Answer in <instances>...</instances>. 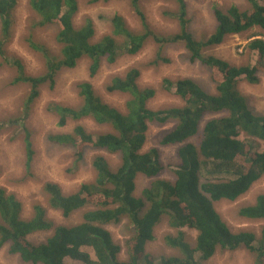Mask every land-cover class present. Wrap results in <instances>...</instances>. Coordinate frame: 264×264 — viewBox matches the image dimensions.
Returning a JSON list of instances; mask_svg holds the SVG:
<instances>
[{
  "label": "trees",
  "instance_id": "16d2710c",
  "mask_svg": "<svg viewBox=\"0 0 264 264\" xmlns=\"http://www.w3.org/2000/svg\"><path fill=\"white\" fill-rule=\"evenodd\" d=\"M112 1L127 3L137 19V27H131L115 14L109 21V31L93 42V21L84 17L80 26L74 23L79 13L78 0H28L32 18L26 27L29 31L26 43L40 54L43 62L41 72L31 75L20 59L6 51L13 37L17 0H0V59L15 69L13 84L28 88L22 113L10 123L24 132L27 171L34 153L31 132L24 125L30 109L42 87L53 89L58 73L75 68L83 59L88 60V73L93 78L102 63L112 64L119 56L135 55L149 41L157 45L155 61L151 63L154 66L158 62L169 63L162 54L166 46L179 45L188 62L199 63L208 70L214 93H206L190 79H163L162 88L177 95L183 105L154 112L147 108V103L155 96V90L138 87L140 71L133 67L105 85L107 93L129 96L123 113L103 102L89 82L76 86L80 99L77 107L50 103L47 110L58 117L60 128L68 121L90 119L97 125L108 126L110 132L93 136L77 125L72 133L50 136L48 141L71 148L76 165L82 164L83 153L91 150L117 155L118 168L111 171L105 158L97 155L91 164L93 183L81 184L70 195L62 194L57 185L46 183L43 189L47 207L33 205L28 219L22 218L21 201L0 188V250L29 264H66V258L79 264H201L217 250L233 252L244 248L253 256L254 264H264V195L257 196L254 205L238 211L245 219L263 223L258 233H232L213 206L214 202L237 200L264 175V151L254 152L256 141L264 145V116L252 113L237 89L239 81L255 85L260 81L259 75L264 76V0H244L246 5L230 4L225 9L213 6V26L202 39L191 32L186 0H158L175 9L173 13L170 9L163 12L176 24V32L169 34L154 32L141 8V3L147 0L87 3L92 6ZM44 27L55 29L57 53L31 41L32 30ZM246 32L251 36L244 48L253 53V63L235 66L206 54V50L223 44L227 38ZM206 114L216 117L199 127ZM168 122L175 125L162 135L159 144L177 147V161L170 165L173 181L158 178L165 166L157 148L142 152L148 124ZM193 138L196 143L190 142ZM137 175L152 182L136 197ZM48 209L59 211L64 219L82 211V220L70 227L55 226L47 218ZM163 216L168 217L170 226L176 230L175 236L164 238L165 244L177 255L157 260L145 251V246L154 239L153 229ZM123 221L130 234L123 244L127 258L120 261V247L113 242L106 226L120 225ZM184 228L197 232L193 246L186 242ZM49 231L51 235L41 244L33 245L27 240L31 234Z\"/></svg>",
  "mask_w": 264,
  "mask_h": 264
},
{
  "label": "rangeland",
  "instance_id": "374dc122",
  "mask_svg": "<svg viewBox=\"0 0 264 264\" xmlns=\"http://www.w3.org/2000/svg\"><path fill=\"white\" fill-rule=\"evenodd\" d=\"M78 1L80 4L79 13L75 17L74 23L76 26H80L83 18L89 17L95 25L93 42H97L109 31V21L115 14L123 17L131 27H137V19L125 2H99L91 6L88 5V0ZM186 2L188 17L191 19V32L197 39L205 38L209 34L208 31L210 32L212 29L214 20L211 9L213 6L225 9L230 4H245L244 0H186ZM141 8L154 32L164 34L176 32L175 22L163 13L166 9H170L169 12L173 13L175 11L173 6L158 0H147L141 3ZM30 15L28 0H17V5L14 9L15 26L13 37L11 42L7 44L6 51L10 56L21 60L28 74L35 75L41 72L43 62L40 54L32 51L26 43L27 34L29 33L26 27L30 24L32 18ZM254 32L260 31L255 30ZM250 34L246 32L242 35L231 36L223 44L210 48L205 52L206 54L217 56L231 65L251 64L254 62V55L244 48L247 39L251 36ZM54 35L55 29L53 28L35 29L32 30L31 41L40 45L43 44L57 53L59 47L55 43ZM156 51L157 45L149 41L135 55L119 56L112 64L102 63L93 78H90L88 73V60L83 59L77 63L75 68L60 71L55 78L53 89H49L47 86L42 87L39 97L32 105L28 119L24 123L31 132L30 138L34 152L28 171L25 167L26 157L23 149L24 132H19L15 124H10L14 120H18L22 113L23 102L28 88L25 85L13 84V79L16 77L15 69L0 59V125H2L0 127V188L14 194L21 201L23 204L22 218H30L32 207L35 204L47 207V198L43 189L46 183L57 185L64 195L76 192L81 184L93 183L95 174L91 164L95 156L104 157L111 171H115L118 168V156L105 151L86 150L83 153L82 164L78 163L76 165L74 152L71 148L56 145L51 140L48 141L50 136L72 133L77 125H81L86 133L93 136L110 132L108 126L97 125L90 119L68 121L64 127L60 128L58 117L47 110L50 103L69 108L77 107L80 104L76 88L78 83H91L96 94L100 96L103 102L122 113L126 110L125 105L129 96L121 93H107L105 85L112 77H122L133 67L138 68L140 71V76L137 80L138 87L141 89L150 87L155 90V96L147 103V108L154 112L183 105L177 95L162 88L163 79L171 81L190 79L206 93H214V86L210 82L208 70L199 63L188 62L187 54L181 46H166L162 54L169 59V63L158 62V65L154 66L151 63L155 61ZM259 79L260 81L255 85L239 81L237 89L245 97L248 108L252 113L263 116L264 76L259 75ZM213 117L216 116L204 115L199 127H202L206 121ZM174 125V122H168L164 125L157 123L148 124L146 140L142 148V152H147L153 147L158 149L159 159L165 166V170L161 172L158 178L169 181H173L170 165L177 161L175 156L177 147L160 146L159 140ZM196 138L191 139L190 142L196 143ZM240 138L244 139L245 137L241 136ZM256 144L254 152L264 151L262 143L256 141ZM151 182L152 179L137 175L134 195L136 197L139 196L140 192L147 188ZM259 195H264V175L257 179L248 191L237 200L214 202V210L232 233H258L263 223L245 219L238 214V211L240 208L254 205ZM47 218L55 226L70 227L81 222L82 211H76L68 219H64L59 211L48 209ZM126 226L125 221L120 225L106 226L113 242L120 247V255L118 256L120 261H125L127 258L123 244L130 233L127 232ZM183 232L186 242L193 246L197 232L189 228H184ZM50 235L51 231L48 233L39 232L29 235L27 240L33 245H38L43 243ZM167 235L175 236L176 230L170 226L168 217L163 216L153 229L154 239L145 246V251L152 255L154 259L158 260L161 257L173 254L177 255V251L165 244L164 238ZM90 253L93 256V252ZM64 262L66 264H79L68 258ZM0 264L29 263H24L17 256H11L5 250H0ZM201 264H254V260L249 251L240 248L233 252L217 250L213 257Z\"/></svg>",
  "mask_w": 264,
  "mask_h": 264
},
{
  "label": "bare ground",
  "instance_id": "6f19581e",
  "mask_svg": "<svg viewBox=\"0 0 264 264\" xmlns=\"http://www.w3.org/2000/svg\"><path fill=\"white\" fill-rule=\"evenodd\" d=\"M107 14V13H106ZM111 14V13H110ZM251 108V107H250ZM264 116V115H263ZM60 148V147H59Z\"/></svg>",
  "mask_w": 264,
  "mask_h": 264
},
{
  "label": "clouds",
  "instance_id": "9594fccd",
  "mask_svg": "<svg viewBox=\"0 0 264 264\" xmlns=\"http://www.w3.org/2000/svg\"><path fill=\"white\" fill-rule=\"evenodd\" d=\"M32 163V162H31Z\"/></svg>",
  "mask_w": 264,
  "mask_h": 264
}]
</instances>
